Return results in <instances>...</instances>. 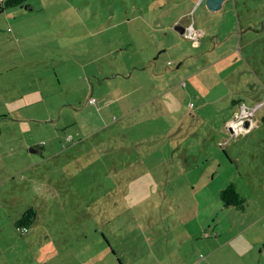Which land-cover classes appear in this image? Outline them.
Segmentation results:
<instances>
[{
    "label": "rangeland",
    "instance_id": "obj_1",
    "mask_svg": "<svg viewBox=\"0 0 264 264\" xmlns=\"http://www.w3.org/2000/svg\"><path fill=\"white\" fill-rule=\"evenodd\" d=\"M204 1L26 0L33 10L0 13V264H157L136 248L146 241L162 242L166 264H243L258 225L238 232L264 201V0ZM187 11L219 46L175 31ZM241 117L259 123L232 138L241 124L225 121ZM230 180L243 211L219 199ZM258 242L252 264H264Z\"/></svg>",
    "mask_w": 264,
    "mask_h": 264
},
{
    "label": "crops",
    "instance_id": "obj_2",
    "mask_svg": "<svg viewBox=\"0 0 264 264\" xmlns=\"http://www.w3.org/2000/svg\"><path fill=\"white\" fill-rule=\"evenodd\" d=\"M23 6H26V7H22L23 9L21 10L23 13L28 11V10H33L34 8L31 6V4H26L24 3ZM6 9V8H4ZM4 9H0V13L1 12H4ZM189 12H185L182 17L178 20V22L173 26V28L175 29V27L177 25H180V26H183L184 27V30L182 32H180L179 34L182 35L183 38L187 39V40H190V39H193L195 44H201V37H205V36H209V34H211V31H213V29H210L208 30L204 24L201 23L200 21V18L199 16H197L196 12L194 13H190L188 14ZM19 15V14H18ZM4 14H3V17L2 19L4 18ZM17 17V14L15 13V15ZM0 24H1V19H0ZM208 23H206L207 25ZM170 25V24H169ZM201 26V27H200ZM218 33V31H216ZM209 33V34H208ZM233 33L234 32H231L230 34V37L233 38ZM241 33V32H240ZM230 37L228 39H230ZM217 36L215 34H211V37H210V43L212 44L211 48L209 50H212L213 47H217L219 46L220 44V41L217 42ZM151 61V60H150ZM149 65H152V62L149 63ZM230 122H236V125H239L236 127V130L237 131V134L232 136V138H235V137H239L240 133H248L249 130H251V128H254L257 123H259V121L257 120H254V119H251L249 121L247 120H226L225 121V126L228 127L229 129V126H228V123ZM240 130H238L239 128H241ZM232 129H229L230 132ZM250 182L252 184L255 183L254 179H257V175L256 174H253V177L250 176ZM264 197V195H263ZM257 208V211H261L262 213L259 214L258 217H254L253 220L251 222H246L244 228H242V230H240L238 233L239 234H247L248 232L250 233H255V232H251V229L254 228V225H258V227L256 228V241H254L252 243V247H249V248H245V249H241L240 250V254H239V257L240 259L242 260V263L243 264H252V262L255 261V253H254V247H253V244H256V243H259L258 241H261L262 242V247L259 248V256H261V254L263 253L264 251V201L262 202V205L260 206H256ZM246 209V208H245ZM244 209V210H245ZM219 236V235H218ZM250 238V237H249ZM229 240L230 238L229 237H226L225 240L221 243L218 244V248H221V246H227L228 243H229ZM216 241V238H214L213 240H211V243H214ZM138 244V243H137ZM136 244V248L138 247H148L149 249V254H150V257L151 259L153 260L154 263H157V264H166L165 261L163 262H160L159 261V258L155 256L156 253L160 254L161 257H167L168 255V250L167 248L162 244V242H155V250H153V245L150 244L148 241L144 242L143 245H140L138 246ZM135 245V244H133ZM257 245V244H256ZM153 250V251H152ZM217 250L216 247L214 246H211L210 249L208 250V257L207 258H211L214 256V253L215 251ZM156 251V253L154 252ZM192 258L190 259L189 261V264H202L203 262H201L197 257L196 255L194 254V256H191ZM223 261L225 262V264H233L235 263V259L232 257V258H229V256H224L223 257ZM4 259L0 258V261H3ZM123 264V263H122ZM210 264H214V263H210ZM215 264H220V262H217ZM223 264V263H221Z\"/></svg>",
    "mask_w": 264,
    "mask_h": 264
},
{
    "label": "trees",
    "instance_id": "obj_3",
    "mask_svg": "<svg viewBox=\"0 0 264 264\" xmlns=\"http://www.w3.org/2000/svg\"><path fill=\"white\" fill-rule=\"evenodd\" d=\"M26 0H3L2 2H0V9H4V8H10V7H14V6H22V7H26L23 6V3ZM229 1V0H228ZM226 1V2H228ZM224 3V2H223ZM223 5V4H222ZM239 103V105L243 106L245 104L242 105V103L240 100H233L232 104H236ZM246 108V106H245ZM236 120V119H234ZM37 147V146H36ZM220 201L222 203V205L224 207H233L239 210H244L246 207L245 204V197L242 196L240 190L238 189L237 185L234 183V181H231L226 183L225 187L222 188L220 191ZM37 218V213L34 209H32L31 207L27 208L26 210H24L22 212V214L20 215V217L17 220H14V226L15 228L18 229H22V228H26L27 232L30 231V227L32 226L33 222L36 220ZM25 233H21V234H26ZM103 238L105 239V235L102 234ZM107 243V242H106ZM108 248L111 250L113 255H116L117 252L116 250L110 246V244L107 243ZM119 260V263L122 264L121 260Z\"/></svg>",
    "mask_w": 264,
    "mask_h": 264
},
{
    "label": "water",
    "instance_id": "obj_4",
    "mask_svg": "<svg viewBox=\"0 0 264 264\" xmlns=\"http://www.w3.org/2000/svg\"><path fill=\"white\" fill-rule=\"evenodd\" d=\"M226 0H205L204 5L209 11H216L222 8L223 2ZM184 30L183 26L177 25L175 31L182 32Z\"/></svg>",
    "mask_w": 264,
    "mask_h": 264
},
{
    "label": "built area",
    "instance_id": "obj_5",
    "mask_svg": "<svg viewBox=\"0 0 264 264\" xmlns=\"http://www.w3.org/2000/svg\"><path fill=\"white\" fill-rule=\"evenodd\" d=\"M2 1L3 0H0V2H2ZM89 102H96V100H95L94 97H92V98L89 99ZM252 113H253V111L251 110L249 115H252ZM240 120H243V117H241ZM18 231L21 232V233H25V232H27V229L26 228H22V229H18Z\"/></svg>",
    "mask_w": 264,
    "mask_h": 264
}]
</instances>
